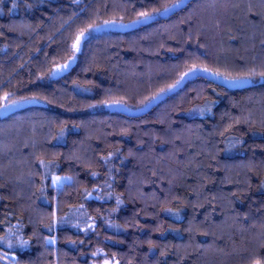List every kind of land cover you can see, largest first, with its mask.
Here are the masks:
<instances>
[{
	"label": "trees",
	"instance_id": "1",
	"mask_svg": "<svg viewBox=\"0 0 264 264\" xmlns=\"http://www.w3.org/2000/svg\"><path fill=\"white\" fill-rule=\"evenodd\" d=\"M180 1L0 0V264H264V82L181 80L264 77V0Z\"/></svg>",
	"mask_w": 264,
	"mask_h": 264
},
{
	"label": "water",
	"instance_id": "2",
	"mask_svg": "<svg viewBox=\"0 0 264 264\" xmlns=\"http://www.w3.org/2000/svg\"><path fill=\"white\" fill-rule=\"evenodd\" d=\"M189 2H190V0H181L180 2L174 4V5H176L175 7H169V10L167 12H165L163 10L161 12V17L166 18L168 16L175 14L179 10L183 9L184 6ZM102 26L103 27H101L100 29L94 30V31L95 32H99L101 30H104V31H109V30L123 31V30L130 28V25H124V24H120V23H114V24H109V25L104 24ZM193 77H203V78H206L208 80L220 83L222 85H226V84L232 85V83L235 82V81H231V80L222 79V78H220V77H218V76H216L210 72L201 71V70H198L195 73L186 76L185 79H190ZM183 81H181L178 84V87L182 85ZM168 95H169V92H165L163 94H160L159 96H157L156 98L151 100L148 104H146L144 107L140 108L139 110H135V111L130 110V109H128V108H126L120 104H110L107 106V108L109 110H115V111L120 112V113L127 115V116H138V115H141V114L145 113L146 111H149L150 109H152L161 99H163L164 97H166ZM70 181H71L70 177L65 178V184H69ZM51 244H52V239L48 238L47 239V245H51ZM10 258H12V256H10Z\"/></svg>",
	"mask_w": 264,
	"mask_h": 264
},
{
	"label": "rangeland",
	"instance_id": "3",
	"mask_svg": "<svg viewBox=\"0 0 264 264\" xmlns=\"http://www.w3.org/2000/svg\"><path fill=\"white\" fill-rule=\"evenodd\" d=\"M73 61H74V59H72V60H70L69 62L66 63L68 65V67L73 63ZM63 65H65V64H63ZM63 65H61V66H63ZM61 66H59V69L61 68ZM67 68L61 70V72H64L65 70H67ZM263 82H264V77H251L249 79L235 81V82L232 83V85L233 86H241V85H244V84L263 83ZM31 103H35L34 100L18 101L17 103H14L12 105L11 104L7 105L8 107H5L4 110L5 111H11V110H13L15 108H19L21 106L29 105ZM4 110H2V111H4ZM60 135H61V137H60L59 140L62 141L63 134H60ZM57 178H60V179L57 180ZM62 183H63V177L55 176V177L52 178V185L54 187L61 188L62 187ZM52 244H53V242H52Z\"/></svg>",
	"mask_w": 264,
	"mask_h": 264
},
{
	"label": "snow or ice",
	"instance_id": "4",
	"mask_svg": "<svg viewBox=\"0 0 264 264\" xmlns=\"http://www.w3.org/2000/svg\"><path fill=\"white\" fill-rule=\"evenodd\" d=\"M175 6H176V5H172L171 7H175ZM169 7H170V6H165L164 11L167 12V11L169 10ZM148 15H149V14H147V13H142V14H141V17L144 18V19H147V18H148ZM136 22H138V21H134L133 23H136ZM114 23H116V22H115V21H106V22H105V25L114 24ZM101 27H103V26H102V25H94V26H92L93 30H98V29H100ZM80 35L83 37V36L85 35V33L82 32ZM79 45H80V39L78 38L76 44L74 45V48L78 49V48H79ZM67 67H68V65L65 64V65L61 66L60 70H63V69H65V68H67ZM196 71H198V69H196V68L189 69V71L186 72V73H184V76L181 77V80L184 79L185 76H188V75H190V74H193V73H195ZM205 71H206V69H205ZM176 83L179 84L180 81H177ZM174 86H175V85H173V86H171V87H174ZM5 107H8V106L5 105ZM59 179H60V178H57V180H59ZM26 243H27L26 241H22V244H26Z\"/></svg>",
	"mask_w": 264,
	"mask_h": 264
}]
</instances>
